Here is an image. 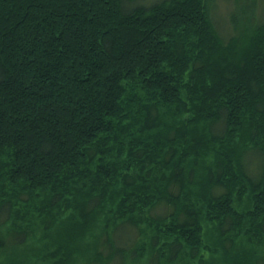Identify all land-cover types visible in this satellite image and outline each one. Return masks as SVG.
<instances>
[{
  "label": "trees",
  "instance_id": "obj_1",
  "mask_svg": "<svg viewBox=\"0 0 264 264\" xmlns=\"http://www.w3.org/2000/svg\"><path fill=\"white\" fill-rule=\"evenodd\" d=\"M217 1L0 0V264H264V7Z\"/></svg>",
  "mask_w": 264,
  "mask_h": 264
},
{
  "label": "rangeland",
  "instance_id": "obj_2",
  "mask_svg": "<svg viewBox=\"0 0 264 264\" xmlns=\"http://www.w3.org/2000/svg\"><path fill=\"white\" fill-rule=\"evenodd\" d=\"M217 5L218 7L216 11L214 12V17L217 20V24L219 25V27L224 28L225 32L222 31V33L224 34V36L227 37L229 36V32H230L229 20H230L231 14L235 12L236 1L235 0H218ZM263 7H264V0H262V5L261 3L259 4L260 13L263 12ZM164 211H165V207L160 205L156 210L153 211V213L159 215V214H162ZM99 218H100L99 221H101V219L104 218V215L103 214L100 215ZM128 234L129 236H131L132 234V237L133 235L135 236V234L132 233L131 229L128 230ZM88 240L89 238L84 241L86 245H87ZM204 255H205L206 262H202V263L197 262L195 259H192V258H189L183 255L175 264H218L219 262L218 257H220L219 254H216L217 256H214L210 253H205ZM150 261H151L150 256L145 255V257H141L136 262L132 261V263H129V264H149ZM161 264H164V258L162 259Z\"/></svg>",
  "mask_w": 264,
  "mask_h": 264
}]
</instances>
